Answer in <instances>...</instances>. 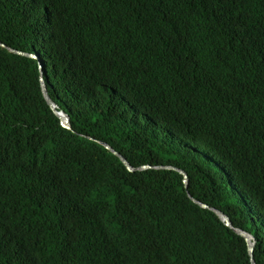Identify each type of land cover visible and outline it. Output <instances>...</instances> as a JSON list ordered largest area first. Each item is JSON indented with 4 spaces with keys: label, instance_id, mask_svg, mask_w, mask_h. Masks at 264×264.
<instances>
[{
    "label": "trees",
    "instance_id": "1",
    "mask_svg": "<svg viewBox=\"0 0 264 264\" xmlns=\"http://www.w3.org/2000/svg\"><path fill=\"white\" fill-rule=\"evenodd\" d=\"M0 43V264H252L193 199L264 264V0H0Z\"/></svg>",
    "mask_w": 264,
    "mask_h": 264
},
{
    "label": "water",
    "instance_id": "2",
    "mask_svg": "<svg viewBox=\"0 0 264 264\" xmlns=\"http://www.w3.org/2000/svg\"><path fill=\"white\" fill-rule=\"evenodd\" d=\"M0 47L2 49H6L9 50L11 52V54L20 56V57H24V58H28V59H32L38 62V68L39 71H41L42 69V65L39 62V59L36 56H32V55H28L25 53H21V52H16L13 50L8 49L5 45H3L2 43H0ZM41 83V88H42V95L46 101V103H48V105L51 107V109L53 110V112L59 117V119L61 120V124L62 127L68 131H71V126H70V118L69 116L63 112V111H59V107L57 106V104L51 99V97L48 94V91H46V88L43 84L42 79L40 80ZM103 147L110 151L114 156H116L118 159H120V161L126 166V168L130 171V172H137V171H144L147 169H152V166L146 165V166H141L139 168H134L131 166V164H129L127 162V160L125 158H123L120 154H118L116 151L112 150L109 146L107 145H103ZM153 169H157V170H175L179 173H181L184 176V182L186 183V185L188 184V175L187 173L179 168H172V167H154ZM194 202L198 205H200L203 209H210L214 215L224 224V226L232 229L238 236L245 238V240L247 241L248 244V250H249V254L251 257V262L252 264H255V260H254V247H255V240L253 238V236H251L250 234L239 230V229H234L232 226V222L231 220L226 216L223 215V213L215 208H209L207 205L202 204L201 202H198L197 200L193 199Z\"/></svg>",
    "mask_w": 264,
    "mask_h": 264
}]
</instances>
